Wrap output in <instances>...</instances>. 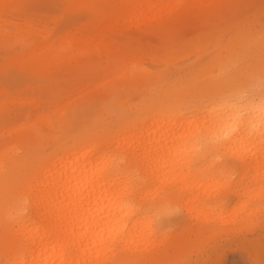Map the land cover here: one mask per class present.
Masks as SVG:
<instances>
[{"label":"rangeland","instance_id":"374dc122","mask_svg":"<svg viewBox=\"0 0 264 264\" xmlns=\"http://www.w3.org/2000/svg\"><path fill=\"white\" fill-rule=\"evenodd\" d=\"M123 1L94 0L97 9L106 14L100 34L90 24L95 13L88 12L87 0H15L12 8L2 11L0 29L8 37L6 42L0 37V64H4V49L17 54L24 50L23 45L38 38L51 48L58 47L69 34L107 43V46L98 44L93 50L79 48L74 54L76 60L81 59L79 64L61 56L59 71L50 81L2 65L0 153L6 162L2 169L4 177L11 170L12 159L27 156L28 161L35 162L52 150L54 141L78 133L106 137L136 121H143L141 128L147 130L153 113L165 117L178 109L188 115L192 110L200 113L224 100L241 105L257 99L250 91L246 99L242 97L250 84L259 83L264 77V0H224L205 11L183 0L175 15L152 23L140 14L120 11ZM126 3L146 6L144 0ZM33 27L37 30L35 35ZM80 73H84L81 79ZM75 88L83 90L70 102L62 100L63 105L57 110L62 90ZM10 95L14 98L7 100ZM40 115H45L44 120ZM13 127L37 130L28 144L12 140ZM107 141L105 138L101 147L112 148L114 145ZM116 153L119 157L120 151ZM231 155L219 152L202 159L204 166L214 164L210 167L212 177L219 183L217 187H222L215 191L221 197L214 212L221 216L216 220H189L177 197L165 201L163 194V199L152 204L150 200L139 199L138 193L131 196L137 211L153 218L157 232L166 235L160 244L149 246L153 254L150 260L157 258L154 264H264V191L260 199L252 197L251 186L245 192L242 186L248 185L254 175L243 171ZM140 168L147 171L141 165L115 171L130 172L129 181L135 186L141 181L145 189L155 184L153 177L140 180L134 175ZM14 170L13 177H19L26 169L21 166ZM257 185H264V181L258 179ZM13 194L11 188L4 191V200L23 204L21 192L12 203ZM211 200L214 202V198ZM247 201L248 205L243 207ZM169 204L179 206L181 214L158 222L156 213L168 211ZM23 215L29 221L34 218L29 202ZM9 219H0V264L7 263V242L12 239L3 232L9 230L13 234L17 227L16 218ZM169 223L174 227L165 231L163 226ZM128 252L119 251L113 257L98 254L90 257L91 264H137ZM19 254L10 253L7 258L15 259Z\"/></svg>","mask_w":264,"mask_h":264},{"label":"bare ground","instance_id":"6f19581e","mask_svg":"<svg viewBox=\"0 0 264 264\" xmlns=\"http://www.w3.org/2000/svg\"><path fill=\"white\" fill-rule=\"evenodd\" d=\"M222 1L188 0L187 3L205 11ZM93 2L87 0L88 12L95 13L96 17L91 18L90 24L100 34L106 14L100 12ZM144 2L146 6L126 3L125 0L120 11L127 15L140 14L152 23L175 15L183 4V0ZM14 4L15 0H0V16L5 8H12ZM33 30L35 35L37 30L35 27ZM4 31L0 29V37L6 42L8 35ZM98 44L107 46L100 40L91 42L81 35L69 34L63 37L58 47L51 48L48 42L38 38L27 46L23 45L24 50L17 54L4 49V64H0V68L14 67L26 75L50 81L59 71L61 56L65 55L68 61L74 60L79 64L81 59L74 58L76 51L82 46L93 50L94 46L99 47ZM87 61L90 62L91 58ZM114 66L112 69L115 70ZM83 74H78L79 78ZM70 79L75 80L73 77ZM81 82L83 87L85 80ZM82 90H62L60 98H57L60 101L57 110L63 105L62 100L70 102ZM13 98L10 95L7 100ZM248 101L246 104H249ZM246 104L224 100L200 113L192 110L184 115L178 109L165 117L153 113L147 130L141 128L143 121H136L106 137L78 133L66 140L54 141L52 150L40 155L35 162L28 161L27 156L12 159V173L6 172L7 177L2 174L6 162L0 153V219L10 218L17 224L13 234L9 230L3 232L4 236H12L7 242L6 264H91L93 260L90 257L98 254L113 257L124 250L130 252L131 260L137 264H154L157 258L150 260L153 257L150 247L160 244L166 235L157 232L153 218L137 211L131 196L138 193L139 199L150 200L152 204L163 199V194L166 195L165 201L177 197L189 220H216L221 216V213L214 215L221 199L216 192L222 187H217L219 183L212 177L210 167L214 164L204 166L202 159L219 152L225 156L232 154L231 157L239 162L243 171L252 172L254 176L250 183L242 187L245 192L250 190L249 186L253 187L252 197L260 199L264 185H257V181H264V136L248 130L245 118L240 115ZM44 116L39 118L44 120ZM30 128L35 132L37 130ZM33 131L17 127L11 132L12 140L20 139L29 144ZM105 138L114 145L112 148L101 147ZM116 150L120 151L119 157L115 155L118 154ZM195 158L197 161L192 162ZM134 165L147 168L145 172L140 168L135 176L140 180L153 177L155 184L145 189L141 181L135 186L129 181L130 172L115 171L119 168L131 169ZM21 166L26 170L19 177H13L14 168ZM7 180L12 185L5 182ZM10 188L14 192L12 203L20 192L22 199L27 198L34 211L31 221L18 214L22 202L9 204L4 200L3 193ZM246 205L248 201L242 204L243 207ZM208 212H213V215L207 216ZM10 253L11 256L20 254L18 258L10 259L7 258ZM157 254L160 255L159 252ZM87 258L90 259L85 261Z\"/></svg>","mask_w":264,"mask_h":264},{"label":"clouds","instance_id":"9594fccd","mask_svg":"<svg viewBox=\"0 0 264 264\" xmlns=\"http://www.w3.org/2000/svg\"><path fill=\"white\" fill-rule=\"evenodd\" d=\"M248 91L257 96V99L249 104L244 105L243 111H241V117L246 120L248 130L252 133L264 136V77H261L259 83H252L246 90L245 96L242 99H246ZM27 198L23 201V206L18 209V214L23 215L27 212ZM181 209L179 206H169V210L165 212H157L156 220L159 222L164 218H170L171 216L180 215ZM174 225L169 223L163 226L165 231H171Z\"/></svg>","mask_w":264,"mask_h":264}]
</instances>
